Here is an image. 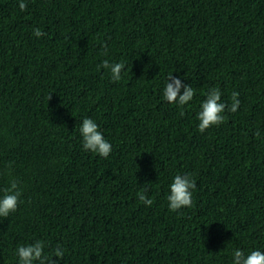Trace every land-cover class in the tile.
<instances>
[{
    "label": "trees",
    "instance_id": "obj_1",
    "mask_svg": "<svg viewBox=\"0 0 264 264\" xmlns=\"http://www.w3.org/2000/svg\"><path fill=\"white\" fill-rule=\"evenodd\" d=\"M24 2L0 0V189L21 190L0 217V264L36 240L46 255L63 247L58 264H232L235 249L264 251V0ZM105 59L124 63L120 81L98 70ZM170 74L196 90L188 104L163 98ZM213 87L240 105L201 133ZM86 117L107 158L82 150ZM187 173L193 205L169 211L172 178Z\"/></svg>",
    "mask_w": 264,
    "mask_h": 264
},
{
    "label": "clouds",
    "instance_id": "obj_2",
    "mask_svg": "<svg viewBox=\"0 0 264 264\" xmlns=\"http://www.w3.org/2000/svg\"><path fill=\"white\" fill-rule=\"evenodd\" d=\"M18 7L21 11H25L27 4L24 0H19ZM33 35L41 37L45 33L40 28H34ZM105 54L107 50L105 48ZM125 65L123 62L110 63L107 59L103 60L100 68L108 69L111 73L112 81L121 80V72ZM181 89L183 92L181 94ZM196 90L188 84H183L179 77L168 75L163 87V98L169 104H178L184 106L190 102ZM239 93L233 91L231 93V103L226 104L221 100V92L218 88H211L205 94V99L200 104V111L197 113V130L201 133L205 132L213 125H219L225 122L226 117L223 115L227 109L230 112H236L240 105L238 99ZM183 115V111H181ZM79 132L82 137V150L98 154L100 157L107 158L112 151V145L105 139L103 133L99 130V125L91 118H84L81 122ZM259 136V132L255 133ZM196 189L195 177L192 173L177 174L172 178L169 185V194L167 196L169 211H177L182 207H192L193 191ZM148 189L137 192L138 201L146 206H152L153 199L147 195ZM21 190L18 187V182L13 179L9 182V186L0 189V217H8L10 212H15L17 205L20 202ZM45 243L41 240H36L27 245H19L16 249L19 258V264H58L64 256V249L57 246L50 254L44 252ZM57 259L54 260L52 257ZM232 264H264V251L252 250L245 254L241 249H235L232 252Z\"/></svg>",
    "mask_w": 264,
    "mask_h": 264
}]
</instances>
